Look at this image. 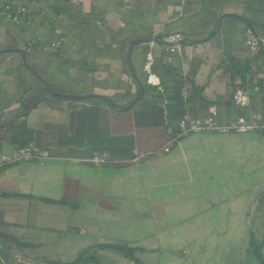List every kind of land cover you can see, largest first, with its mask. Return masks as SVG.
<instances>
[{
  "label": "crops",
  "instance_id": "0c3cea01",
  "mask_svg": "<svg viewBox=\"0 0 264 264\" xmlns=\"http://www.w3.org/2000/svg\"><path fill=\"white\" fill-rule=\"evenodd\" d=\"M8 1L28 15L20 25L0 19V51L12 50L0 54V138L22 125L66 124V102L49 91L104 97L121 106L135 95L136 78L148 75L147 65L166 88L186 79L219 101V124L238 117L261 121L254 90H248L247 109L223 105L220 63L250 55L242 51L248 28L227 18L213 40L197 44L199 50L190 44L205 38L220 16L237 14L241 7L233 0L208 11L195 0ZM259 3L249 0L238 15L264 40V24L255 17ZM237 30L244 41L234 47ZM174 33L184 41L169 55L166 38ZM143 38L157 42L129 53L131 42ZM52 43H58L56 53ZM236 109L244 114L235 115ZM15 150L0 139V155ZM54 157L0 168V235L25 244L5 264H18L14 258L21 256L22 264H69L83 252L96 263L82 264H133L106 247L120 244L134 249L142 264H257L249 238H264V136L255 131L193 134L167 154L118 168Z\"/></svg>",
  "mask_w": 264,
  "mask_h": 264
},
{
  "label": "trees",
  "instance_id": "16d2710c",
  "mask_svg": "<svg viewBox=\"0 0 264 264\" xmlns=\"http://www.w3.org/2000/svg\"><path fill=\"white\" fill-rule=\"evenodd\" d=\"M195 1H199L203 11H208L220 0ZM248 1L233 0L234 4L241 5L242 9H245ZM260 1L264 2V0ZM257 6L256 11L259 12L262 4L259 3ZM220 66L226 77L227 89V100L223 105L227 108L235 107L234 95L238 88L256 91L260 96L262 118L260 122L254 124L255 128L252 131L264 136V79L259 76L264 70V44H260L254 56L243 58L228 56ZM146 77L145 74L144 78H136L138 86L135 95L121 105L126 106L139 98L142 92L143 96L130 108L118 109L106 104L99 97L82 102H66L68 109L66 124L41 129H31L22 125L17 132L13 131L16 127L13 130L6 129L9 134H4L5 136L0 139H6L16 149L34 143L54 156L90 158L94 153H105L108 159L102 162L101 166L113 168L161 156L166 143L176 137L177 123L184 114L202 118L208 108L219 104V101L206 98L202 94V88L197 87L193 82H187L186 79L184 81L176 79L172 82L171 88H166L162 84L161 93L146 84ZM236 80L240 83L236 84ZM234 112L235 115L244 114L238 109ZM169 127L173 128L172 134L167 132ZM204 132L218 133L216 130ZM178 141L180 139L173 142L171 149ZM262 200L261 198L259 210L263 205ZM263 243L264 238L258 242L250 234L249 248L257 264H264V255L261 251ZM24 245L14 238L0 235V256L6 260L8 251L13 248L20 251ZM106 247L116 250L133 264H142L134 255L136 251L124 244ZM89 262L95 263V258H83V255H80L69 264Z\"/></svg>",
  "mask_w": 264,
  "mask_h": 264
},
{
  "label": "built area",
  "instance_id": "2783aa9c",
  "mask_svg": "<svg viewBox=\"0 0 264 264\" xmlns=\"http://www.w3.org/2000/svg\"><path fill=\"white\" fill-rule=\"evenodd\" d=\"M28 15V10L25 7L13 8L12 4L8 0H1L0 4V19L11 23L13 25H20L25 16ZM166 41L169 42L166 45L165 49L169 53H175L178 49L176 45L178 42L184 41V36L180 33L171 34L166 38ZM260 44H264L262 38L256 37L250 30L247 31V39L245 45L249 50L251 56H254L260 47ZM58 43L50 44V49L53 52H57ZM146 71L148 75L146 77V84L155 88L159 92H163L162 83L158 76L151 74L148 71V65L146 66ZM261 78L264 79V70L259 74ZM236 84L240 82L236 80ZM234 105L240 109H247L250 107V96L248 90L245 88H238L234 95ZM218 115L216 106H210L202 118H194L188 114H184L179 122L177 123L178 133L175 138L169 140L162 149V155L167 154L173 142L185 138L189 135L198 134L204 131L216 130L218 133H245L252 131L255 126L253 122L246 120L244 117H238L235 120L227 124H219L216 120ZM167 132L169 134L173 133V128L169 127ZM57 157L51 155L47 150L37 147L34 143H30L26 146L16 149L13 154L7 156H0V168L5 165L15 164V163H29V162H43L48 160H56ZM108 159L105 153H94L90 158H65L66 161L75 164H84L92 166H101L102 162ZM136 162V161H134Z\"/></svg>",
  "mask_w": 264,
  "mask_h": 264
},
{
  "label": "water",
  "instance_id": "95a60500",
  "mask_svg": "<svg viewBox=\"0 0 264 264\" xmlns=\"http://www.w3.org/2000/svg\"><path fill=\"white\" fill-rule=\"evenodd\" d=\"M227 18L228 19H236V20L241 21L248 28V30H250V32H252L255 35L254 30L252 28V25L246 19H244L243 17L238 16V15L224 14V15H222V16H220L218 18V22H217L215 28L212 31H210L205 38L191 40L190 41V44H192V45L202 44V43L208 42L209 40L213 39L219 33V31H220V29L222 27L223 21L225 19H227ZM255 36L258 37L257 35H255ZM149 42L156 43L157 41H156L155 38H143V39H139V40L132 41L131 44H130L129 53L131 52V50L133 49V47L135 45L149 43ZM180 44H181V42H178L176 45L179 46ZM11 51L12 50L0 51V54L1 53L2 54H4V53H10ZM20 53L22 54V56L25 55L24 52H20ZM127 61L130 62L129 61V56L127 57ZM49 94L53 98L58 99V100H61V101H65V102H82V101H86V100H88L90 98L96 97V96H76V95H71V94L56 93V92H52V91H49ZM142 96H143V93L141 92L139 98H136L133 101L129 102L126 106L116 105L111 100H109L107 98H104V97H99V98L102 101H104L106 104L111 105V106H115L118 109H127V108H130L131 106H133L135 103H137V101Z\"/></svg>",
  "mask_w": 264,
  "mask_h": 264
},
{
  "label": "rangeland",
  "instance_id": "374dc122",
  "mask_svg": "<svg viewBox=\"0 0 264 264\" xmlns=\"http://www.w3.org/2000/svg\"><path fill=\"white\" fill-rule=\"evenodd\" d=\"M260 4H262V6H264V2L262 1H260ZM258 5V4H257ZM240 7H242L241 5H239ZM262 9V8H261ZM243 9L242 8H239V10L237 9L236 10V15H238V14H240V15H244L243 14V11H242ZM263 11H264V8L262 9V10H260L259 12H257V15H255V17L257 18V21L258 20H261L260 22H262V24H264V20H263ZM239 16V15H238ZM233 23H236L237 25V27H239V28H241V26L239 25V22L237 21V20H234L233 19ZM234 35H235V37H237V39H238V41L237 42H235V40H233V43L235 42V44H234V47H238L240 44H242L243 43V41H244V36H243V34L242 33H240L238 30L234 33ZM245 39H247V37L245 38ZM211 40H213V39H211ZM211 40H209V41H211ZM246 41V40H245ZM193 47V50H199L201 47H202V45H193L192 46ZM233 47V46H232ZM244 53L246 52L247 54H250L249 53V50L247 49V50H242ZM238 53V52H237ZM169 54V53H168ZM169 55H172V54H169ZM195 57H197L196 55H195ZM209 77V79L211 80V79H213V81L215 80V75H214V77L212 76V75H210V76H208ZM212 81V80H211ZM206 89V92H207V94H208V92L210 91L208 88H205ZM202 117H204V116H202ZM190 136V135H189ZM0 156H2V155H0ZM7 156H9V155H7ZM6 246H8V245H6ZM11 248H13L12 246H10ZM263 251H264V243H263ZM15 252H18L16 249H11L10 251H8L7 252V254H8V258L6 259L7 261H9L10 260V257L13 255L14 256V253ZM37 252H40V253H44V252H42V251H40V250H37ZM80 255H83V257H85V255H86V252H83V253H81ZM79 255V256H80ZM78 256V257H79ZM77 257V258H78ZM21 258L23 259V260H25V258L24 257H22L21 256ZM20 257H17L16 258V260H15V258H14V262L16 261L18 264H22V263H25V261H23L22 259H21ZM6 260H4L3 259V257L2 256H0V264H5V261ZM96 263V262H95Z\"/></svg>",
  "mask_w": 264,
  "mask_h": 264
}]
</instances>
